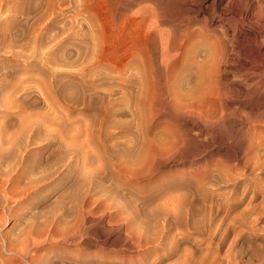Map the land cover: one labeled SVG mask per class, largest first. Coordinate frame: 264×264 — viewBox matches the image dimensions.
<instances>
[{
	"label": "rangeland",
	"instance_id": "1",
	"mask_svg": "<svg viewBox=\"0 0 264 264\" xmlns=\"http://www.w3.org/2000/svg\"><path fill=\"white\" fill-rule=\"evenodd\" d=\"M127 205L181 249L137 252ZM16 250L264 263V0H0V264Z\"/></svg>",
	"mask_w": 264,
	"mask_h": 264
},
{
	"label": "bare ground",
	"instance_id": "2",
	"mask_svg": "<svg viewBox=\"0 0 264 264\" xmlns=\"http://www.w3.org/2000/svg\"><path fill=\"white\" fill-rule=\"evenodd\" d=\"M2 1V0H1ZM7 2H8V0H7ZM58 2V1H57ZM48 4V3H47ZM55 4V3H54ZM55 5H57V3L55 4ZM61 6V5H60ZM13 7V6H12ZM58 7V6H57ZM51 10V9H50ZM39 19V18H38ZM37 19V20H38ZM38 28H40V27H38ZM38 32V31H37ZM38 39V38H37ZM40 46V45H39ZM39 48V47H38ZM45 50V49H44ZM194 50V49H193ZM19 52V51H18ZM36 54V53H35ZM40 54H41V52H40ZM39 54V55H40ZM37 55V54H36ZM42 55V54H41ZM40 55V56H41ZM39 56V57H40ZM93 75V74H92ZM91 76V75H90ZM181 85V84H180ZM179 89V88H178ZM187 92V91H186ZM189 92V91H188ZM186 94V93H185ZM191 96V95H190ZM18 145V144H17ZM118 151H120L121 152V150H118ZM120 152H119V154H120ZM122 152H124L123 151V149H122ZM84 155H85V152L83 153ZM112 155H113V153H111ZM111 154H109V155H111ZM22 155V154H21ZM124 155V154H123ZM121 156V155H120ZM119 156V157H120ZM84 156H82L81 158H83ZM109 157V156H108ZM123 157V156H122ZM126 157V156H125ZM130 158V157H129ZM128 158V159H129ZM132 158V157H131ZM125 159H127V158H125ZM123 160V162L124 161H126V163H129V161H130V159H129V161H127V160ZM83 160V159H82ZM84 161V160H83ZM82 161V162H83ZM110 161V160H109ZM109 161H108V163H109ZM122 162V159H121V164H126L125 162L123 163ZM131 163H135L136 161H130ZM84 163V162H83ZM83 163H82V165H83ZM103 163V162H102ZM119 163H120V161H119ZM131 163H129V164H131ZM87 164H90V163H87ZM86 164V165H87ZM118 164V163H117ZM120 164V165H121ZM128 164V165H129ZM113 165H115V164H113ZM119 165V164H118ZM119 165V166H120ZM127 164L125 165V167L123 166V165H121L122 166V168H123V170H122V172H124L125 174H127V175H132V176H134V174H136V168H135V166H133V168L131 167V165H135V164H131V165H129L128 166ZM84 166V165H83ZM88 166V165H87ZM118 166V167H119ZM121 166L119 167L120 169H122L121 168ZM115 167V166H114ZM85 168V167H84ZM116 168V167H115ZM119 168H116V169H118V170H120ZM114 171V170H113ZM138 171V170H137ZM110 172V171H109ZM119 172V171H118ZM120 174V173H119ZM121 175V174H120ZM137 175H139V174H137ZM137 175H135V176H137ZM111 176V175H110ZM111 177H113V176H111ZM110 177V178H111ZM133 178V177H132ZM139 178V177H138ZM124 179V178H123ZM216 179V178H215ZM217 180V179H216ZM211 181V180H210ZM127 182V181H126ZM213 184V183H212ZM130 191V190H129ZM134 192V191H133ZM137 191H135V193H136ZM139 192V191H138ZM125 194V193H124ZM123 194V195H124ZM138 193H136V195H137ZM123 195H121V196H123ZM114 196V195H113ZM181 196H183V195H181ZM124 197V196H123ZM113 198H115V197H113ZM118 197H116V199H117ZM140 198V197H139ZM178 198H182V197H178ZM115 199V200H116ZM128 200V199H127ZM149 201H150V199H149ZM153 202V201H152ZM181 202V201H180ZM86 203V202H85ZM91 203V202H90ZM87 204V203H86ZM147 204H148V202H147ZM89 205V204H88ZM137 205V204H136ZM148 205H151V201H150V204H148ZM148 205H147V207H148ZM152 205L153 206H156V205H154L153 203H152ZM151 205V206H152ZM163 205H165L164 207H166V208H169L170 207V204H168L169 206L167 207L166 205L167 204H163ZM172 205H174V204H172ZM185 205V204H184ZM183 205V206H184ZM87 206V205H86ZM158 206H160V205H158ZM136 206L135 205H133L132 207L130 206V205H127V207H126V210H125V216H123L122 217V222L121 223H124V221L126 222L125 223V226H124V232L126 233V235H131V240H130V245L133 247H138V251L137 252H139V251H141L142 250V246H144V244H146V242H151V241H156L157 239H158V237L161 235V237H160V240L162 239H164V238H166V237H168L166 240V243L167 244H169L168 246V249H176L177 248V250L178 249H181V248H179V247H177L179 244H180V240L179 239H177V238H175V236H174V234H175V230H174V233H172V231H171V228H168L167 229V231L165 230V233L162 231V230H159V233H157V235H158V237H156V239H155V236H151V232H152V234H154V225H155V223H154V225H152L151 223H153L154 221H155V218L154 217H156L159 213L160 214H163V215H165V213H166V215H167V213H169V211L168 212H165L164 210H167V209H165L164 208V210H162V209H154V207H153V210H150V214L149 215H151L150 216V218H147V215H146V219H150V220H152V219H154L153 220V222L152 221H150L151 223V225H150V230L149 229H146V230H148L149 232H146V230H145V232H143V233H139V232H141V231H139L138 232V229H137V231H135V229H136V227H138V226H140L141 224H139V222H138V224L139 225H134L135 224V222L136 221H139V219L141 218V216L143 217L144 215V213L145 212H143V214H142V212H140L142 215L140 216V218H138V215H137V217H136V208H135ZM150 207V206H149ZM162 207V206H161ZM172 207V206H171ZM170 207V208H171ZM138 208V207H137ZM174 208L175 209H173L172 210V208H171V212L170 213H172V214H174L175 215V217H173V218H175V221H176V224L178 223V225L179 224H181V222H182V217H181V215H178L179 214V212L178 213H176V210H177V205L176 206H174ZM100 210V209H99ZM182 210H183V208H182ZM146 211H147V209H146ZM148 211H149V209H148ZM178 211V210H177ZM83 212V211H82ZM137 212H138V210H137ZM184 212H185V210H184ZM87 213V212H86ZM89 213V212H88ZM156 215V216H155ZM169 215V214H168ZM174 215H170V216H168V219H169V217H170V220L172 219L171 218V216H174ZM187 215V214H186ZM167 217V216H166ZM165 217V218H166ZM185 217V216H184ZM113 218V217H112ZM145 218V216L142 218V219H144ZM158 218V217H157ZM162 218H163V216H162ZM190 218V217H189ZM127 219H129V220H127ZM146 219L143 221L144 223H145V221H146ZM158 219H160V215H159V218ZM164 219V218H163ZM167 219V218H166ZM188 220V219H187ZM142 221V220H141ZM162 221H164V220H162ZM174 221V219H173V222H175ZM117 222V221H116ZM148 222V221H147ZM156 222V221H155ZM160 222H161V220H160ZM159 222V223H160ZM170 222V221H169ZM171 222H172V220H171ZM162 223V222H161ZM167 223V222H166ZM182 223H184V222H182ZM185 223H186V217H185ZM136 224H137V222H136ZM173 224V223H172ZM44 225V224H43ZM50 225V224H49ZM67 226H68V224H66ZM157 225V224H156ZM162 226H163V223L161 224ZM160 225V226H161ZM169 224H167V226H168ZM176 226V225H175ZM187 226V225H186ZM59 227H60V225H59ZM58 227V228H59ZM73 227V226H72ZM140 227H142V225L140 226ZM178 227V226H177ZM179 227H181V226H179ZM63 227H61V229H62ZM146 228V227H145ZM55 229V228H54ZM57 229V228H56ZM141 229V228H140ZM162 229V228H161ZM47 230V229H46ZM58 230V229H57ZM144 230V229H143ZM142 230V231H143ZM164 230V229H163ZM183 230H185V229H183ZM64 231V230H63ZM178 232V234H180L181 235V238H182V236H184V233L182 232V230L181 229H179V230H177ZM60 232H62V231H60ZM59 232V233H60ZM71 232V231H70ZM73 232V231H72ZM52 233V232H51ZM57 233V232H56ZM176 233V234H177ZM186 233V232H185ZM167 234V235H166ZM65 235V234H64ZM155 235V234H154ZM156 235V236H157ZM186 235H187V233H186ZM18 237V236H17ZM67 238H68V236H66ZM164 237V238H163ZM177 237V236H176ZM180 237V236H179ZM178 237V238H179ZM64 238V237H63ZM70 238V237H69ZM63 240V239H62ZM65 240V239H64ZM36 241V240H35ZM52 242H54V241H52ZM15 243V242H14ZM13 243V244H14ZM55 243V242H54ZM57 243V242H56ZM153 243V242H152ZM155 243H157V241L155 242ZM154 243V244H155ZM161 243V242H160ZM163 243V242H162ZM13 244H11V245H13ZM19 244V243H18ZM150 244V243H149ZM164 244H165V242H164ZM147 245H148V243H147ZM27 246V245H26ZM35 246V245H34ZM162 246V245H161ZM180 246V245H179ZM142 247V248H141ZM149 247V246H148ZM147 248V247H146ZM150 248V247H149ZM157 248V247H156ZM155 248V250H157ZM11 249H12V247H11ZM148 249V248H147ZM146 250V249H145ZM151 250H153V249H151ZM150 250V251H151ZM143 251V250H142ZM149 251V250H148ZM175 251V250H174ZM11 252V251H10ZM144 252V251H143ZM142 252V253H143ZM155 252V251H154ZM187 252H189V251H187ZM186 252V253H187ZM14 253L15 254H17L18 256H20L23 260H25V262L27 263V264H33V263H37L38 264V262H39V260H40V258L39 259H37L36 260V258H37V255L35 256V254H33V255H29L28 257H25V254L23 253V252H21V251H18V250H16V251H14ZM137 255H138V253H136ZM140 254V253H139ZM191 254V256L189 257H184V258H186V259H184L183 261H184V264H205V263H208V262H211V260H207L206 258H205V256H197V257H194L193 256V254H192V252L190 253ZM16 255V256H17ZM182 256V255H181ZM187 256V255H186ZM261 257V256H260ZM78 259H79V261L80 262H82V258H77L76 259V262H79L78 261ZM141 259V258H140ZM257 259H258V257H257ZM214 260V259H213ZM252 260H253V258H252ZM240 261H242V260H240ZM248 261V260H247ZM104 262V261H103ZM119 263H121L122 264V261L120 260V261H118ZM239 262V261H238ZM261 262V261H260ZM25 263V264H26ZM111 263V262H110ZM78 264V263H77ZM136 264V263H135ZM138 264V263H137ZM148 264H155L154 263V261H152V262H150L149 261V263ZM182 264H183V262H182ZM240 264H242L241 262H240ZM244 264H246V263H244ZM256 264V263H255ZM257 264H258V262H257ZM264 264V263H263Z\"/></svg>",
	"mask_w": 264,
	"mask_h": 264
}]
</instances>
